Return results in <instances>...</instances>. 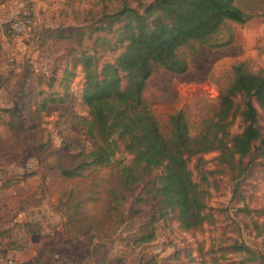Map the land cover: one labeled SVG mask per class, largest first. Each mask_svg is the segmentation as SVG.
Returning a JSON list of instances; mask_svg holds the SVG:
<instances>
[{
	"label": "rangeland",
	"instance_id": "obj_1",
	"mask_svg": "<svg viewBox=\"0 0 264 264\" xmlns=\"http://www.w3.org/2000/svg\"><path fill=\"white\" fill-rule=\"evenodd\" d=\"M16 1L0 41V264L6 256L14 264H264L259 232L264 141H255L251 152L241 160L235 156L230 166L218 162V150L188 159L205 200L204 214L210 215L194 230H184L173 215L158 218L148 191L152 175L123 192L120 162L129 164L132 156L122 146L107 166L74 178L58 174L57 163L68 164L69 155L93 147L78 124L88 115L78 58L93 56L99 69L121 51L115 44L118 24L109 27L104 14L123 0ZM237 3L247 19L230 23L232 43L182 49L188 63L184 73L159 70L149 78L145 97L161 124L181 110L195 133L234 62L243 60L254 71L264 65V0ZM24 15L32 18L28 32L13 34L11 21ZM60 32L74 35L60 39ZM54 97L63 100L50 102ZM235 107L229 138L246 125L240 95ZM255 107L264 139V113ZM150 222L153 237L139 242L150 232Z\"/></svg>",
	"mask_w": 264,
	"mask_h": 264
},
{
	"label": "trees",
	"instance_id": "obj_2",
	"mask_svg": "<svg viewBox=\"0 0 264 264\" xmlns=\"http://www.w3.org/2000/svg\"><path fill=\"white\" fill-rule=\"evenodd\" d=\"M130 1L137 6L123 0L118 8L104 14L109 27L118 24L115 44L121 51L114 59L97 69L93 56L81 53L78 58L84 75L81 98L88 109L78 124L84 127L93 147L77 150L69 155L70 163L59 162L55 169L63 178L82 176L87 170L109 165L122 146L132 156L129 164L120 162L118 182L123 192L152 175L148 191L155 200L158 218L166 221L173 215L184 230H194L209 214H204L205 200L192 179L188 159L218 150V162L230 166L235 156L237 160L247 156L255 141H264L255 124V105L264 113V65L254 71L243 60L234 62L227 84L219 89L216 103L202 117L195 133H191L181 110L161 124L145 97L149 78L159 70L184 73L188 63L182 49L229 45L234 40L230 23H244L247 14L237 0ZM73 35L56 34L60 39ZM64 78L61 83L67 90ZM237 95L242 97L240 115L246 125L229 138L228 119L236 111ZM62 100L54 97L50 102ZM259 212L264 214V207ZM149 229L139 242L151 240L152 222ZM259 232L264 237V220Z\"/></svg>",
	"mask_w": 264,
	"mask_h": 264
},
{
	"label": "built area",
	"instance_id": "obj_3",
	"mask_svg": "<svg viewBox=\"0 0 264 264\" xmlns=\"http://www.w3.org/2000/svg\"><path fill=\"white\" fill-rule=\"evenodd\" d=\"M32 18L29 15H24L13 19L10 23V29L13 34L21 35L28 32ZM2 264H14L12 256H6L2 260Z\"/></svg>",
	"mask_w": 264,
	"mask_h": 264
},
{
	"label": "crops",
	"instance_id": "obj_4",
	"mask_svg": "<svg viewBox=\"0 0 264 264\" xmlns=\"http://www.w3.org/2000/svg\"><path fill=\"white\" fill-rule=\"evenodd\" d=\"M18 2L16 0H4L0 2V41H5V33L2 28V24L6 21V17L12 13V8H16V4ZM3 58L0 57V61H2Z\"/></svg>",
	"mask_w": 264,
	"mask_h": 264
}]
</instances>
